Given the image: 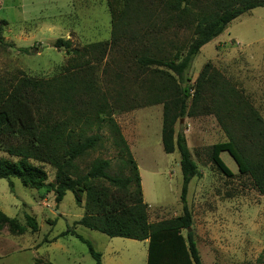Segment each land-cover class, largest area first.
<instances>
[{
	"label": "trees",
	"instance_id": "1",
	"mask_svg": "<svg viewBox=\"0 0 264 264\" xmlns=\"http://www.w3.org/2000/svg\"><path fill=\"white\" fill-rule=\"evenodd\" d=\"M139 3H145L143 9L137 6ZM256 8H264V0H137L134 7L131 0H122L116 15L111 13L109 41L79 50L72 48L69 40L57 39L53 48L72 55L64 73L48 80L21 75L0 81V152L6 155L0 156V179L8 182L11 192L12 178L25 188L51 192L55 204L71 193L75 204L83 208V216L74 226L111 239L147 240L146 264H202L191 231L192 213L186 203L188 185L199 174L183 133L175 135V125L185 117L214 116L226 142L211 147V162L222 175L231 178V170L220 158L221 153H228L238 173L249 176L255 189L264 192V119L210 63L202 67L193 84L189 85L187 78L200 49L222 34L233 20ZM143 14L149 23L144 33L140 32L142 26L137 28ZM156 25L158 28H154ZM1 26L0 45L13 47L3 41ZM173 30L190 31L192 38L184 47L170 43L171 49L165 50L160 35ZM125 39L140 46L135 70L144 76L139 84L146 99L144 105L162 106L163 152L179 155L182 211L156 223L148 222L137 165L113 119L116 112L133 109L125 89L119 86L110 101L97 84L96 66L108 49L120 46ZM121 81L118 79L116 84ZM103 128L122 155L119 175L110 173V160L95 159L85 170L79 166L90 152L101 147ZM32 162L53 168L54 182L47 183L46 173ZM24 218L25 227L0 211V230L7 224L12 234H23L26 229L36 233L34 217ZM66 235L78 238L95 264H102L101 254L89 241L74 229L67 228L60 236Z\"/></svg>",
	"mask_w": 264,
	"mask_h": 264
},
{
	"label": "rangeland",
	"instance_id": "2",
	"mask_svg": "<svg viewBox=\"0 0 264 264\" xmlns=\"http://www.w3.org/2000/svg\"><path fill=\"white\" fill-rule=\"evenodd\" d=\"M136 3L137 0H131L132 7ZM144 4L137 6L143 9ZM121 7L122 0H0V24L6 22L0 25L2 38L13 45H0V81L21 75L41 80L61 75L72 55L65 49H54L55 41L69 40L72 48L79 50L109 41L111 13ZM140 22L137 28L142 26L140 32L144 33L145 28L149 29L145 14ZM160 36L165 50L171 49L170 43L184 47L192 38L187 30H173ZM139 50L138 44L127 39L120 46L111 47L96 66V77L110 101L123 86L133 108L125 113L116 112L113 119L138 167L148 222L156 223L180 215L182 175L178 153L168 155L162 149V106L144 105L146 99L139 87L144 76L140 77L135 70ZM206 63L241 92L264 119V8L233 20L222 34L200 49L187 72L189 85ZM118 79L121 84H116ZM178 132L183 133L199 174L188 185L186 203L192 213L191 231L202 264H264V192L255 189L249 176L238 173L228 153H221L220 158L231 170V178L222 175L211 162V147L226 142L214 116L185 117L175 125V135ZM100 134L101 147L90 152L79 166L85 170L95 159L110 160V173L119 175L122 155L105 128ZM0 156L6 157L1 152ZM32 164L46 173L47 183L54 182L53 168ZM11 181L12 192L8 182L0 179V211L8 218H16L24 227V216L34 217L38 231L31 233L26 229L23 234H12L4 225L0 230V264H95L78 238L60 236L67 228L89 241L103 255V264H146L144 244L111 239L74 226L83 216V208L75 204L71 193L55 204L51 192L25 188L15 178Z\"/></svg>",
	"mask_w": 264,
	"mask_h": 264
},
{
	"label": "crops",
	"instance_id": "3",
	"mask_svg": "<svg viewBox=\"0 0 264 264\" xmlns=\"http://www.w3.org/2000/svg\"><path fill=\"white\" fill-rule=\"evenodd\" d=\"M138 168V167H137ZM141 179V178H140ZM141 185H142V183H141ZM141 190H142V188H141ZM127 240H129V239H127ZM131 241H133V240H131ZM136 242H139V241H136ZM140 243H142V244H144V246H147V244H148V241L147 240H145V241H142V242H140ZM145 254H146V259H147V248H145ZM103 255L101 254V262H102V264H103Z\"/></svg>",
	"mask_w": 264,
	"mask_h": 264
},
{
	"label": "water",
	"instance_id": "4",
	"mask_svg": "<svg viewBox=\"0 0 264 264\" xmlns=\"http://www.w3.org/2000/svg\"><path fill=\"white\" fill-rule=\"evenodd\" d=\"M32 51H34V50H32ZM188 231H190V229Z\"/></svg>",
	"mask_w": 264,
	"mask_h": 264
}]
</instances>
